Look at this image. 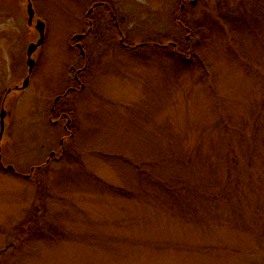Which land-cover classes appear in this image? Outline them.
Listing matches in <instances>:
<instances>
[{
  "label": "rangeland",
  "instance_id": "obj_1",
  "mask_svg": "<svg viewBox=\"0 0 264 264\" xmlns=\"http://www.w3.org/2000/svg\"><path fill=\"white\" fill-rule=\"evenodd\" d=\"M29 1L45 37L4 104L0 264H264V0H111L139 44L93 11L87 88L56 102L93 0ZM27 3L0 0L23 24L0 100L39 38Z\"/></svg>",
  "mask_w": 264,
  "mask_h": 264
},
{
  "label": "flooded vegetation",
  "instance_id": "obj_2",
  "mask_svg": "<svg viewBox=\"0 0 264 264\" xmlns=\"http://www.w3.org/2000/svg\"><path fill=\"white\" fill-rule=\"evenodd\" d=\"M29 3V0H28ZM27 3V4H28ZM185 3H189V5H196L197 0L193 1V0H180V8H184ZM2 6V5H1ZM2 9V8H1ZM0 9V10H1ZM97 9L100 10H105L106 12H108L109 14V19L112 23V26L114 28L117 29L118 31V35L120 36L118 42L124 46V47H128V46H133L136 47L137 44H132V45H128V40H126L123 36L122 30L121 28L123 27L122 25H120V23L117 21V15L116 13V7L111 4V0H98V1H92V3L90 4V7L88 8L86 14H85V18H86V28L85 30H81L79 32H75L73 33V36H71L70 38V42L68 44L69 48L72 50H75V54H76V58L75 60L78 61L79 59L82 61L80 67L75 68L74 67H69L68 71L71 74L67 75V84H66V88L64 90L63 93L56 95V100H59L60 97L63 96H67L69 94H74V93H80L82 92V90H85V87L87 88V86H85V84L82 82V75L83 73H85L86 68H87V60H86V40L90 39V38H97L95 36V31H96V24H95V20L94 18L90 17L89 14H91L93 11H97ZM6 13V14H5ZM32 19L29 20V16L26 18V25L28 27H31L35 30L38 31L37 29V20H40L39 17L36 16V14H34L33 17H31ZM6 21H8V23H5ZM11 21V22H10ZM14 21V23H13ZM13 23V24H12ZM180 25L183 26V23L180 22ZM23 29V24L21 22V19L17 16H14L13 12H4L3 14H0V79L1 81H4L6 78V74H3V69L4 67L7 65L9 68H11L13 70L14 68V60L13 58H15L14 56V46H12L13 44L11 43L12 37H18L21 35V31L20 29ZM18 32L20 34H18ZM188 33L185 35V41H189V29L187 31ZM39 34V31H38ZM44 34H45V25L43 28V39L41 44L44 41ZM40 37V34H39ZM166 38V37H165ZM39 39V38H38ZM163 40V39H162ZM167 41H165V43L162 42H152V41H146L143 42L142 44H151L153 45V47L156 48H168L171 47L172 49H177V43L175 41H171L169 39L166 38ZM37 42V41H36ZM188 43V42H187ZM31 43L28 44V47ZM41 44H39L37 47H39ZM141 44V43H140ZM28 47L26 49V60H25V64L27 67V75L24 76V78L21 79V84H19L18 79H15V81L13 80L12 74L10 75V80L8 83V86L6 87V90L2 96V99L0 100V114L1 111L4 110L5 111V101H6V96L9 95L11 92H18V91H23L24 89L26 90L28 83L30 81V77L33 73V70L35 68V64L36 61L35 59L32 58V54L35 52V50L37 49V47L35 48V50L31 53V55L29 56L27 51H28ZM182 50V49H180ZM184 55V54H183ZM183 58H185L183 56ZM29 59H32L31 64L29 63ZM16 63V62H15ZM70 70H74V72H70ZM56 109V104L52 105L50 108V112L52 113V115H56L58 117H62L65 118V122L64 124L61 125L62 130L63 131H69V125L71 122V119L68 118V114L67 112V108L64 107H57ZM6 118V111L4 113V118H3V122L1 123V119H0V131H1V127H2V132H1V138L3 136V133L5 132V120ZM57 119L55 121H53V124L57 123ZM2 124V125H1ZM70 135H72V133H70ZM0 151H1V146H0ZM54 155V153H51L49 156ZM49 160V159H48ZM2 161V153L0 152V162ZM3 168V167H2ZM7 169H12L11 165H7L6 166Z\"/></svg>",
  "mask_w": 264,
  "mask_h": 264
},
{
  "label": "water",
  "instance_id": "obj_3",
  "mask_svg": "<svg viewBox=\"0 0 264 264\" xmlns=\"http://www.w3.org/2000/svg\"><path fill=\"white\" fill-rule=\"evenodd\" d=\"M31 7V4L29 3L28 4V6H27V10H28V15H29V20H31L32 18L31 17H33V10H32V8H30ZM43 28H44V24H43V22L42 21H40V20H37V29H38V31H39V34H40V37H39V39H38V41L36 42V43H31L30 45H29V47H28V51H27V53H28V55L30 56L31 55V53L35 50V48L42 42V39H43ZM32 59H29V63L31 64V61ZM4 113H5V111L4 110H2L1 111V114H0V119H1V123L3 122V118H4ZM2 125V124H1ZM1 132H2V127H1V131H0V138H1Z\"/></svg>",
  "mask_w": 264,
  "mask_h": 264
}]
</instances>
